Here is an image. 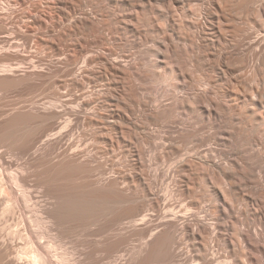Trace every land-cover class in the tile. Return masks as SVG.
Masks as SVG:
<instances>
[{
    "label": "rangeland",
    "instance_id": "1",
    "mask_svg": "<svg viewBox=\"0 0 264 264\" xmlns=\"http://www.w3.org/2000/svg\"><path fill=\"white\" fill-rule=\"evenodd\" d=\"M0 2V185L13 187L19 199L22 191L11 178H24L33 197L29 207L0 193V264H25L23 257L31 245L28 234L45 232L47 227L54 244L51 264H67L64 253L72 264H114L119 255L122 259L118 264H185L190 255L201 253L192 247L191 238L181 234L182 252L174 259L150 256L130 263L131 250L147 239L149 228L142 224L110 226L115 216L133 211L127 203L116 204L114 212L98 220L72 219L63 226L51 222L46 211L54 206L59 191L75 192L98 178L121 177V189L125 187L130 194L139 187L140 177L160 189L171 181L166 180L165 171L187 151L196 148L206 152L211 133L217 136L218 152L244 151L243 140L235 142L227 135L231 128L227 120L220 118L210 125L202 116L197 138L185 120L165 117L160 104L174 101L178 93L184 96L180 87L184 82L191 87H213L214 94L233 99L229 103L237 105L233 121L244 119L250 136L264 128V108L254 106L251 101L255 98L250 96L252 89H258L253 87L257 78L264 79V67L256 71L248 63V57L256 52L250 41L264 36V13L260 12L264 0ZM181 14L180 24L176 15ZM57 99L53 106L51 102ZM145 101L149 107L141 104ZM29 109L38 116L30 121L33 129L19 130L15 139L3 137L2 128L11 116ZM177 109V113L184 112L182 107ZM120 124L130 128L129 143L118 128ZM165 137L172 138L174 150L163 148ZM223 137L231 138L230 143L222 142ZM69 147L90 155L86 165L63 166ZM136 147L144 150L146 166L132 165L139 161L134 157ZM257 148L248 142V175L255 173L252 163L258 165V176L253 179L259 178L260 184L249 186L256 195L264 186V157L261 164L252 158ZM183 175L192 182V191L180 192L184 183L188 184L186 179L174 187L168 199L177 209L205 200L207 194L202 183L209 181L207 168L192 161L188 170L175 173L179 180ZM142 196L138 200L144 204L152 198ZM162 200L167 202L163 196ZM246 208L238 205L234 216L227 219L229 227L223 230L229 236L234 232L230 237L240 242L237 226L254 232L262 227L253 206ZM35 210L45 225L34 221ZM234 217L242 222L237 223ZM160 220L154 215L152 225ZM40 237L33 238L36 244L48 242L46 236ZM120 238L119 246H113ZM211 247L207 253L210 264H251L243 247H227L215 241Z\"/></svg>",
    "mask_w": 264,
    "mask_h": 264
},
{
    "label": "bare ground",
    "instance_id": "2",
    "mask_svg": "<svg viewBox=\"0 0 264 264\" xmlns=\"http://www.w3.org/2000/svg\"><path fill=\"white\" fill-rule=\"evenodd\" d=\"M132 1L141 4H151L155 1L171 3V0ZM260 12L264 13V3L262 4ZM207 13L209 14V10ZM183 17L184 14H181V16L176 15V19L180 21V24L182 23ZM222 26L223 29H225L224 25ZM221 27H218V31L223 36ZM250 43L251 46L255 47L256 52H253L248 57V63H252V66H255V70L257 71L258 68L264 67V36H258L256 39L250 41ZM131 67L135 68L136 66L132 64ZM255 81L256 79L254 82ZM260 86L264 88V79L261 77L257 78V85L253 86L258 87V89L254 88L251 90L250 96L255 98L251 103L256 107L264 108V91L259 88ZM180 87L184 96L178 93L175 95L176 98L174 101L160 104L162 107L161 110H164L163 115L165 117L185 120L187 128H190V131H192L197 138L201 135L202 127L200 125V119L203 118L202 116L208 119L210 125H214L218 119L223 118L227 120L231 126L226 132L227 135L229 134L228 136L233 137L235 142L243 140V145L246 149L244 151H222L220 153L217 150V136L211 133L208 139L206 152L196 148H194L193 151H187L185 157L180 159L178 163L171 165L169 170L165 171L166 180L171 179V181L167 184L165 181L166 185H162L160 189L149 182L147 178L140 177L141 182L139 187L136 188L133 194H130L125 187L121 189V184L123 183L121 177H109L108 179L98 178L96 182L85 185L83 189H78L75 192H68L69 189L59 191L58 195H56L54 206L48 208L49 211H46L47 215L50 220H52L51 222L63 226L72 219L79 221L98 220L101 216L114 212V206L116 204L127 203L129 207L133 208V211L131 213L129 212L130 214L126 216L121 214L115 216V214H113L115 217L112 219V224L110 223V226L126 225L128 227H136L142 224L149 228L147 239L145 238L137 249L131 250L130 263H136L137 261L143 262L150 256L165 260L174 259L177 255H181L182 252V247L180 248L183 243L182 234L192 239L191 245L195 250L201 251V253L198 252L197 255L189 254L190 256L185 260V264H210L207 253L212 249L211 241L217 243L224 242L227 247H243L247 250V253L243 251V254L245 256L248 254V260L251 264H263L264 243L261 244L260 240H264V186L257 192V195L249 191L250 184H260V179H253L258 176V173H256L258 165L256 166L254 163H252V168L255 173L248 175V142L251 146H259V148L255 149L256 152L254 150V153H252V158L253 160L256 159V161H260L262 159L261 157H264V128L255 131L254 134L250 136L248 134V130L250 129L246 126V121L244 119L240 118V121L236 123L233 121V114L237 106L236 104H229L233 99L228 100L226 94H221L220 96L214 94L213 87L197 88V84L191 87L187 85L186 82ZM188 91L189 94H186ZM238 99L239 98H237V100ZM57 101H59V99L51 102L53 106L57 105ZM141 104L145 107H149V103L146 101L141 102ZM177 107H182L184 112L177 113ZM21 109H24V107ZM254 110L257 111V109ZM24 111L25 110H20L14 113L8 123L6 122L7 124L2 128L3 137L15 139L13 136H15L19 130L25 131L28 126L33 129L30 121L38 116L32 114L30 109L29 111ZM25 120H27V122L22 123ZM118 128H120L129 143L130 139L128 137L131 135L130 128L125 126V124L118 125ZM238 135H241L240 139ZM230 139L231 138H221L224 143L229 142ZM26 141L31 142V139H27ZM163 148L167 151L174 150L175 144L171 137H165ZM135 155L139 161L136 162V166L135 162H133L132 165L136 168L140 164L146 166V163L143 161V158H145L144 150L140 147H136L134 149V157ZM65 156L67 159L63 166L73 165L74 163L86 165L90 155H84L80 152V149L74 150L69 147L66 150ZM192 161L208 169L209 181H202L207 187V194H205V200L199 199L190 207L177 209V207L174 206L175 203L168 199V195L169 193H174V187H176L179 182H183L184 179H186V181L188 180V184L184 183L180 192L185 194L187 189L192 191V187H190L192 182L189 181L187 176L183 175L181 180L175 177L176 172H185L188 170ZM261 162L262 160L259 163L261 164ZM255 164L258 163L255 162ZM162 171L163 170H160L158 173ZM11 180L14 186L22 191L19 197L20 200L18 197L14 196L13 187L11 188V186L5 183L0 185V193L6 194L9 199H13L16 204L22 201L31 207L29 202L33 200V197L27 190L25 179L12 176ZM163 187H165L163 189L164 192L162 191ZM141 194L143 195L142 197L146 195L152 197L148 204H144L138 200ZM162 196L167 202L164 203ZM240 204L247 208L252 205L254 208L253 211L255 212L254 214L262 225V227H260L261 231L256 230L255 232L250 230L242 231L237 226L236 230L237 234L241 236V242L240 240L238 241L230 237L234 232L232 234L229 233V236L226 233L227 231H223L226 227H229L227 219L231 218L232 215L234 216L236 208ZM260 205L263 206L260 207ZM256 206L258 207L256 208ZM35 211H37V214L34 221L41 225H45V221L40 217L39 210ZM149 211H152L154 215H157L161 219L158 224L152 225L154 215H151ZM236 216H238V214H236ZM234 218L237 223L242 222L240 218ZM17 234H20V232H17ZM36 236H41L40 238L46 236L48 242L46 244H41V242L40 244H36L33 240ZM28 238L31 241V245L23 257L25 264H51L52 255L50 254V250H53L54 244L50 242L52 241V233L49 232V227L46 228L45 232H37L32 235L28 234ZM120 242H122L121 238L115 241L113 246H119ZM44 249H47L48 252L46 253ZM255 254L258 256H253ZM120 256L121 255L114 258V264H118V260L122 259ZM251 256L252 260L249 259ZM63 257V260L65 259L64 262L66 261L67 264H72L69 263L65 253ZM199 259H202V261H198ZM220 260V258L216 259V261ZM244 264L247 263L245 262Z\"/></svg>",
    "mask_w": 264,
    "mask_h": 264
}]
</instances>
